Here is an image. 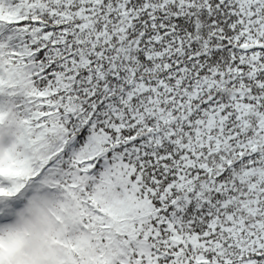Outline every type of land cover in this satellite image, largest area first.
Instances as JSON below:
<instances>
[{
  "label": "snow or ice",
  "instance_id": "1",
  "mask_svg": "<svg viewBox=\"0 0 264 264\" xmlns=\"http://www.w3.org/2000/svg\"><path fill=\"white\" fill-rule=\"evenodd\" d=\"M0 264H264V0H0Z\"/></svg>",
  "mask_w": 264,
  "mask_h": 264
}]
</instances>
